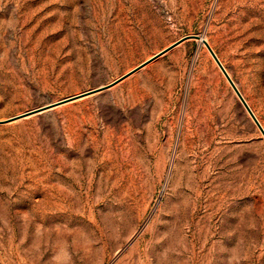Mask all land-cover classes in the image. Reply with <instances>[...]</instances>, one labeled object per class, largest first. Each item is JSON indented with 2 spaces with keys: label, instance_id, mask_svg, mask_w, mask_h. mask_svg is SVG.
<instances>
[{
  "label": "rangeland",
  "instance_id": "1",
  "mask_svg": "<svg viewBox=\"0 0 264 264\" xmlns=\"http://www.w3.org/2000/svg\"><path fill=\"white\" fill-rule=\"evenodd\" d=\"M188 34L264 126V0H0V120ZM0 264H264V135L199 39L0 122Z\"/></svg>",
  "mask_w": 264,
  "mask_h": 264
},
{
  "label": "water",
  "instance_id": "2",
  "mask_svg": "<svg viewBox=\"0 0 264 264\" xmlns=\"http://www.w3.org/2000/svg\"><path fill=\"white\" fill-rule=\"evenodd\" d=\"M191 38H196V39H200L202 40L203 44L207 47V49L210 51V53L212 54V56L214 57L215 61L217 62V64L219 65V67L222 69V71L224 72L225 76L227 77L228 81L230 82V84L232 85V87L234 88V90L236 91L237 95L239 96L240 100L242 101V103L244 104V106L246 107L247 111L249 112V114L251 115V117L254 119V121L256 122V124L258 125V127L260 128L262 134L264 135V126L262 125V123L260 122V120L258 119L256 113L252 110L251 106L248 104L246 98L244 97V95L242 94V92L240 91L239 87L237 86L236 82L234 81V79L232 78V76L230 75V73L228 72V70L226 69V67L224 66V64L222 63L221 59L219 58V56L217 55L216 51L214 50V48L211 46V44L209 43V41L202 35V34H188L183 36L182 38H180L179 40L175 41L174 43H172L171 45L167 46L166 48L162 49L161 51H159L158 53H156L155 55H153L151 58L145 60L144 62H142L141 64H139L138 66H136L134 69H132L131 71L127 72L126 74L122 75L120 78L116 79L115 81L108 83L106 85H102L69 97H65L63 99H60L58 101L46 104L44 106L26 111L24 113L15 115L13 117H10L6 120H0V122H11L14 120H18L33 114H37V113H42L48 110H51L57 106L66 104L68 102L77 100L79 98L94 94V93H98L101 92L103 90H106L112 86H114L115 84H117L118 82L124 80L125 78H127L128 76L132 75L133 73H135L136 71L140 70L141 68H143L144 66H146L147 64H149L150 62L154 61L155 59H157L158 57L162 56L163 54L167 53L169 50H171L172 48L176 47L177 45H179L180 43L184 42L185 40L191 39Z\"/></svg>",
  "mask_w": 264,
  "mask_h": 264
},
{
  "label": "bare ground",
  "instance_id": "3",
  "mask_svg": "<svg viewBox=\"0 0 264 264\" xmlns=\"http://www.w3.org/2000/svg\"><path fill=\"white\" fill-rule=\"evenodd\" d=\"M199 41H200V43H202V44H203L202 40H200V39H199ZM248 104H249V103H248ZM249 105H250V104H249Z\"/></svg>",
  "mask_w": 264,
  "mask_h": 264
}]
</instances>
